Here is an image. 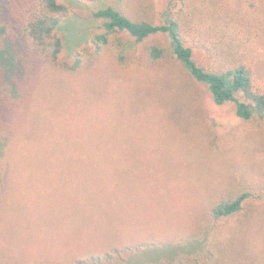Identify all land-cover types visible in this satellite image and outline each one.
<instances>
[{"label": "rangeland", "instance_id": "obj_1", "mask_svg": "<svg viewBox=\"0 0 264 264\" xmlns=\"http://www.w3.org/2000/svg\"><path fill=\"white\" fill-rule=\"evenodd\" d=\"M108 4L156 24L171 5V15L186 11L182 36L206 68L228 65L231 51L264 52V0H83L73 11ZM89 28L90 38L102 31ZM170 42L158 34L138 43L126 65L106 49L73 73L29 66L19 80L25 115L13 131L30 128L39 152L0 161V264H72L128 245L141 248V263L182 255L264 264V117L216 104L173 56L150 58L148 46ZM245 191L240 212L210 219L213 204ZM195 235L200 242L188 245Z\"/></svg>", "mask_w": 264, "mask_h": 264}, {"label": "trees", "instance_id": "obj_2", "mask_svg": "<svg viewBox=\"0 0 264 264\" xmlns=\"http://www.w3.org/2000/svg\"><path fill=\"white\" fill-rule=\"evenodd\" d=\"M11 1L5 0V3L0 5V161L5 159V156L11 159L14 154L17 156L39 152V142L29 136L32 133L30 128H24L20 137L19 133L13 131L16 118L18 120L25 115L21 106L26 100V95L23 92L24 87L19 85V80L24 78L29 66L31 71L32 65L34 68L37 63L44 61L55 71L73 73L90 66L106 49H111L117 61L126 65L130 61L127 57L132 55L138 43L158 34H164L171 40L170 48L160 44L148 46V55L153 61L169 62V55L173 56L181 62L194 80L206 87L216 104L234 103L237 116L243 119L264 117V86L257 76L263 73L259 69L264 65L263 48L259 47L256 51L246 49L243 54L231 51V54L226 56L231 55V58L235 59L228 58V65L221 69L201 66L193 56L192 47L187 45V40L182 36L180 19L186 11L179 10L178 16L173 13L171 15V5L169 19L163 24H156L144 18H131L111 4L81 15L73 9L83 0H27L21 5L19 0H16L15 4ZM94 23H98V28L102 31L90 38L89 27ZM123 33H127L134 40L124 39L121 36ZM88 38L94 44H84ZM250 55H254L253 61L247 58ZM33 115L35 114L29 112L26 117ZM9 138L12 141H9ZM55 150L49 152L54 153ZM6 169L4 168V171ZM3 174L5 175V172H1L0 168V187L1 178L4 179ZM251 195V192L245 191L223 198L209 208L208 216L218 220L234 215L241 211L245 200ZM198 242L199 238L195 235L188 245ZM145 245L160 247L157 242ZM139 248L137 245L114 248L102 255L75 259L72 264H201L197 256L182 255L169 260V263L164 259L153 263L137 262L134 257L137 251H140L137 250ZM205 251L207 257H214L213 243H210ZM123 253L126 258L121 255Z\"/></svg>", "mask_w": 264, "mask_h": 264}]
</instances>
